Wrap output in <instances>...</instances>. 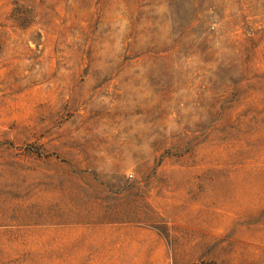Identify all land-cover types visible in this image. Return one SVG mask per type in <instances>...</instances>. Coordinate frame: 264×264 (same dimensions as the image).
I'll return each mask as SVG.
<instances>
[{"label": "rangeland", "instance_id": "374dc122", "mask_svg": "<svg viewBox=\"0 0 264 264\" xmlns=\"http://www.w3.org/2000/svg\"><path fill=\"white\" fill-rule=\"evenodd\" d=\"M0 264H264V0H0Z\"/></svg>", "mask_w": 264, "mask_h": 264}]
</instances>
